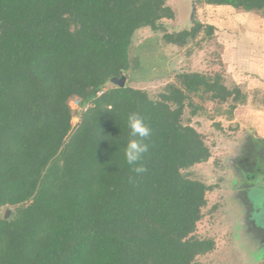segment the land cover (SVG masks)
Masks as SVG:
<instances>
[{"label":"trees","instance_id":"1","mask_svg":"<svg viewBox=\"0 0 264 264\" xmlns=\"http://www.w3.org/2000/svg\"><path fill=\"white\" fill-rule=\"evenodd\" d=\"M193 1L264 14V0ZM166 2L0 0V208L13 209L0 217V264H199L213 250L195 234L211 186L185 172L210 150L182 117L205 112L195 98L231 112L246 95L219 72H178L155 98L110 82L128 78L139 28L177 46L212 35L196 20L166 32ZM131 111L152 128L139 176L123 156Z\"/></svg>","mask_w":264,"mask_h":264},{"label":"rangeland","instance_id":"2","mask_svg":"<svg viewBox=\"0 0 264 264\" xmlns=\"http://www.w3.org/2000/svg\"><path fill=\"white\" fill-rule=\"evenodd\" d=\"M172 18H162L166 32L191 26L193 21L214 26L212 35L201 31L183 46L166 43L162 31L137 29L129 50L130 68L125 82L144 89L151 98L174 75L183 71L219 72L228 87L237 86L246 100L231 109L230 104L195 98L204 108L183 122L193 126L210 150L205 162L185 170L211 189L196 224L198 237L214 240L212 251L198 256L199 264H262L252 251L264 253V14L212 6L193 0H167ZM68 104L71 124L78 121L81 108ZM257 200L260 203H257ZM11 207L0 208V217Z\"/></svg>","mask_w":264,"mask_h":264},{"label":"clouds","instance_id":"3","mask_svg":"<svg viewBox=\"0 0 264 264\" xmlns=\"http://www.w3.org/2000/svg\"><path fill=\"white\" fill-rule=\"evenodd\" d=\"M127 126L130 138L123 150V156L131 171L139 176L147 171L144 164V156L149 151L147 141L151 137L152 128L146 121L145 116L138 111H131L127 114ZM257 203L259 204L260 201L257 200ZM261 213H264V211ZM262 254L264 253L251 252V256L255 259H258Z\"/></svg>","mask_w":264,"mask_h":264},{"label":"water","instance_id":"4","mask_svg":"<svg viewBox=\"0 0 264 264\" xmlns=\"http://www.w3.org/2000/svg\"><path fill=\"white\" fill-rule=\"evenodd\" d=\"M110 82H112L113 84H116L118 86H123L124 82H125V77L123 75L120 76V78H111Z\"/></svg>","mask_w":264,"mask_h":264},{"label":"built area","instance_id":"5","mask_svg":"<svg viewBox=\"0 0 264 264\" xmlns=\"http://www.w3.org/2000/svg\"><path fill=\"white\" fill-rule=\"evenodd\" d=\"M72 103L79 108L78 100L72 99Z\"/></svg>","mask_w":264,"mask_h":264}]
</instances>
